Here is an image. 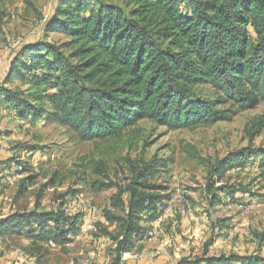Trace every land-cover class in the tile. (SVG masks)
<instances>
[{"label":"trees","instance_id":"trees-1","mask_svg":"<svg viewBox=\"0 0 264 264\" xmlns=\"http://www.w3.org/2000/svg\"><path fill=\"white\" fill-rule=\"evenodd\" d=\"M94 1L59 0L45 26L69 40L68 55L37 42L22 47L10 62L4 86L15 76L26 90L4 87L0 97L24 122L38 121L35 105L46 102L49 122L79 141L95 142L117 138L142 121L178 131L230 121L231 111L221 109L230 104L264 105V0H124L129 10L94 8ZM201 86H209L215 98L197 96L195 88ZM246 131L250 137L261 134L264 117L252 120ZM159 163L130 162L124 185L104 183V165H96L100 179L94 192L116 188L102 217L117 232L98 224L115 243V264L148 235L141 223L162 214L166 188L151 179ZM206 165L212 208L221 200L210 188L228 172L256 166L264 177V148L249 146ZM239 191L230 186L225 196L233 201ZM72 195L56 198L58 205L50 211L14 212L0 219V239L24 236L33 244H70L83 217ZM118 210L123 216L115 214ZM194 263L264 264V259L229 255Z\"/></svg>","mask_w":264,"mask_h":264},{"label":"rangeland","instance_id":"rangeland-1","mask_svg":"<svg viewBox=\"0 0 264 264\" xmlns=\"http://www.w3.org/2000/svg\"><path fill=\"white\" fill-rule=\"evenodd\" d=\"M58 1L0 0V89L26 90L15 76L3 84L10 62L25 45L45 42L70 53L65 47L69 40L45 28ZM102 4L130 9L124 0H95L93 7ZM194 92L215 98L209 86ZM35 106L40 119L24 122L0 97V219L14 212L50 211L58 205L56 198L69 191L74 192L83 217L77 236L65 246L33 244L24 236L0 239V264H85L88 260L89 264H115V243L98 224L117 232L116 225L102 217L116 188L94 192L100 179L96 165H104V183L124 185L130 177V162L151 160L164 163L156 165L151 177L166 188L162 214L155 222L141 223L148 235L135 242L119 264H195L229 255L264 259L260 169L247 166L228 172L222 183L210 188L221 200L212 208L206 192L210 185L206 162L249 146L264 148V131L252 137L246 131L252 120L264 117L263 104L255 109L224 106L221 109L231 111V120L212 126L169 131L142 121L117 138L95 142L79 141L67 128L49 122L46 102ZM230 186L240 189L233 201L225 196ZM115 214L123 216L119 210ZM222 225L226 227L220 232Z\"/></svg>","mask_w":264,"mask_h":264},{"label":"built area","instance_id":"built-area-1","mask_svg":"<svg viewBox=\"0 0 264 264\" xmlns=\"http://www.w3.org/2000/svg\"><path fill=\"white\" fill-rule=\"evenodd\" d=\"M156 254L159 255L160 252H157ZM89 262H90L89 260L88 261H85V264H89Z\"/></svg>","mask_w":264,"mask_h":264}]
</instances>
